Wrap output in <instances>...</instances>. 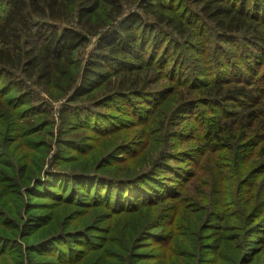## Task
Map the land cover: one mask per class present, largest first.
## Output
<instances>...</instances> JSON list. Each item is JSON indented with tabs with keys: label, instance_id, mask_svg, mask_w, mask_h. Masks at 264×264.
I'll use <instances>...</instances> for the list:
<instances>
[{
	"label": "trees",
	"instance_id": "16d2710c",
	"mask_svg": "<svg viewBox=\"0 0 264 264\" xmlns=\"http://www.w3.org/2000/svg\"><path fill=\"white\" fill-rule=\"evenodd\" d=\"M93 40L94 50L81 59ZM242 49L256 54L250 73L228 60L249 57ZM220 62L230 69L210 70ZM26 79L66 100L52 163L67 159L73 168L46 173L47 195L82 206L84 215L110 209L81 229L55 225L60 234L51 243L73 239L84 247L75 256L67 247L56 255L60 260L99 261L116 247L110 219L140 212L144 222L119 247L122 264H165L139 250L148 242L165 246L154 236L164 227L174 232L177 214L187 207L205 210L208 228H220L217 238L225 242L238 239L226 220L241 223L240 237L264 235V0H0V243L16 245L12 250L22 257L48 243L45 227L54 225L51 212L41 222L21 196L39 164L24 156L28 169L20 166L17 147L29 149L49 116L34 104ZM136 128L137 136L95 155L94 165L87 158L74 164L102 140ZM106 160L120 167L101 171ZM55 187L64 189L63 197ZM79 187L95 200H77ZM170 200L171 217L161 212L169 211ZM148 225L159 232L142 242ZM95 229L98 235H88ZM38 231L43 237L31 242Z\"/></svg>",
	"mask_w": 264,
	"mask_h": 264
},
{
	"label": "rangeland",
	"instance_id": "374dc122",
	"mask_svg": "<svg viewBox=\"0 0 264 264\" xmlns=\"http://www.w3.org/2000/svg\"><path fill=\"white\" fill-rule=\"evenodd\" d=\"M94 43L95 40L91 42V45L87 46L81 51L79 55L81 59L84 60L85 58H87V56L94 50ZM242 51H244L246 54H249V57H244L242 54L241 56H236L228 60L232 61L235 64V67L239 72L250 73V68L256 69L253 60L256 54L252 49H242L241 53ZM221 69L223 71H228L230 67L222 64V62L212 64L210 67V70L215 72ZM25 82L27 85V89L33 94L35 100L34 104L36 106L44 105L49 112V116L46 118L47 121L46 123H44V130L42 131L41 135L31 140L32 145L29 149L22 151V148L17 147V155L19 156L21 163L20 166H24V168L28 169L27 160L24 161V156H29L31 162L35 161L39 164V167L36 168L37 175L33 176L32 178L26 181L25 185H27V188L22 189L21 196L23 195V197L25 198V208L27 210H30L29 212L32 216L40 217L43 214H46L47 212H51L52 223L54 225H49L45 227L48 228V232H46L45 234L46 238L49 240L47 241L48 243H40L36 245V247H33L35 252L30 253L27 249L25 253L22 252L23 257L20 254V250H12L14 246L15 248H17L16 245L0 243V264H68L69 261L60 260L59 258H57V256H60L63 250H66L67 252V247L72 249L71 251L75 256L76 253H79V251L82 250L84 247L79 243H73V239L69 240V243H66L63 240H59L55 244L51 243L50 239L54 238L55 240H57L60 234L59 232H57V229L54 228L55 225L59 226V228L63 227V230H65L66 232L81 229L84 228L86 225H90L91 223H93V220L95 218L98 219L104 213H109L110 209H105V211H97V216H91L89 214L84 215L82 214V206H79L73 202H70V204L68 202H65L70 201L67 198L64 202H62V200L51 199L47 195L49 185H44V182H46V173L54 172V168H60L65 171H70L73 168L72 164L69 163L67 159H61V162L57 161V167H54L52 163V158L55 151L58 148L60 149V146L56 143L55 140L60 127L59 112L60 109H62L63 105L66 103V100L61 98H51L49 94L46 93L44 87L38 86L35 81H30L26 79ZM162 85L171 86V83L164 80ZM47 123H49L50 125L46 126ZM139 129L140 128L129 129L128 131L122 130L120 131V133H118L117 136L109 137L106 140H102L96 146V149L93 153L89 154L87 157H83L77 163H75L74 161V164H85V159L87 158V163L91 166L94 165L95 155L99 157L100 154H106L108 150L111 151L116 146H119L122 141L137 136V131ZM158 145H156V150L153 151L151 158L152 156H155L158 152ZM15 146L17 145L15 144L13 148H15ZM70 150L73 156H77L75 155L77 154L75 150ZM66 156H70V154ZM111 162L112 161L110 160H106L104 168L101 171L104 170V172L109 173L116 171L117 168L120 167L118 164ZM171 164L174 167L180 165V163ZM70 180L71 182L73 181L72 179ZM70 186H72V184ZM55 189L59 194H61L60 196H64V189H61L59 187H55ZM78 192H81V195L77 197V200H84L83 202L88 201L89 203L95 200V194H88V192L85 191L82 187H79ZM81 197H83V199ZM198 200L202 204H205L201 198H199ZM168 202L170 205L165 206V208H169V211L166 213L165 211L161 210V212L171 217V210L173 209V205H171V200ZM192 202V198H189L186 201V203L189 204L188 206H192ZM187 208L189 211L183 210L177 214L178 216L174 221V232L172 231V227L170 229L164 227L161 232L162 235L158 233L156 236H154H160L161 240H166L167 243L165 244V246L161 243L148 242L146 243L148 244L147 247L145 249H140L139 252H146L148 255L152 256V258H157L159 263L162 259H164L166 260L165 264H167V262H169V264H245L246 262H250V264H264V235H248L249 233H244L243 236L240 237L237 233L239 232L238 226H240L241 223H234L229 220H226L227 224L235 226L232 227V229L236 232L234 236L238 239L235 242L229 241L228 243L227 240L225 242V239L223 237L217 238L219 234L220 236L222 234L220 228H208L209 221L206 217L205 210L200 211L198 209L200 207L198 206L194 207L193 209H191L190 207ZM147 211L148 210H144L143 213L146 212V215L150 213V211ZM49 216L50 214L45 215L44 217H40L44 219V221L42 220L41 222L49 221ZM56 216L57 219L54 220ZM147 220L148 217L146 216V221ZM34 222H36L33 223L34 225L40 223V221L38 220ZM143 222L144 215H142L141 212L134 215H130L128 217H119L117 215L114 218H111L109 221V226L113 231H111V240L113 241L116 247L113 249V251H107V253L97 262L96 259L93 260V263H86L80 260L78 264H102V262L103 264H122L119 261V247L124 246L128 242L129 237H126V235L130 232V230H137ZM103 224L104 222L101 223L100 226H103ZM153 226L155 225H148L144 227L143 234L147 235L141 237L142 242H145L148 237H151V234L159 232L152 231L154 228ZM100 230L101 229L91 230L88 232V235L96 236L98 235V232ZM169 230L170 232H172V234L166 237L168 235ZM33 236L34 237L30 238L31 242H38L43 237L40 236L39 231ZM257 236L260 237V239H263V241L261 242L260 240L258 243H256V240L258 238ZM50 243L53 246L50 245ZM136 244H139L135 245L136 248H140L142 246L140 245V243ZM239 246H243V250H241L240 252L238 249ZM105 251L106 245L105 247H103V252ZM244 251L246 253L245 262L242 258V254ZM13 252L16 253L12 254ZM64 255L66 258L72 257V253H65ZM147 264L158 263L149 262Z\"/></svg>",
	"mask_w": 264,
	"mask_h": 264
}]
</instances>
